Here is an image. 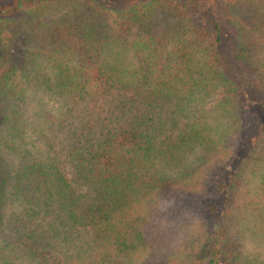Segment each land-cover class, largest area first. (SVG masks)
<instances>
[{
    "label": "trees",
    "instance_id": "trees-1",
    "mask_svg": "<svg viewBox=\"0 0 264 264\" xmlns=\"http://www.w3.org/2000/svg\"><path fill=\"white\" fill-rule=\"evenodd\" d=\"M2 2L0 264H264V0Z\"/></svg>",
    "mask_w": 264,
    "mask_h": 264
},
{
    "label": "rangeland",
    "instance_id": "rangeland-1",
    "mask_svg": "<svg viewBox=\"0 0 264 264\" xmlns=\"http://www.w3.org/2000/svg\"><path fill=\"white\" fill-rule=\"evenodd\" d=\"M100 1L109 6L120 7V6H124L125 3L132 2L133 0H100ZM0 11H3L5 14L11 13L12 12L11 2L0 3ZM213 14L216 17H221L222 15L217 9L213 12ZM18 41L20 45H22L21 43L22 40L19 39ZM248 77L252 84L255 81L253 87L250 86L248 83H246V79L245 81H243L244 79L242 81L237 79L240 86L239 103H240V110L243 119V124H244V142L241 150L237 155V158L243 157L246 150L252 145L253 141L257 138L260 132V128H261L260 122L264 123L263 113H260V116L263 118V120L261 118L259 119L257 114V104L260 100L261 101L263 100L264 102V95L261 92H259L254 77L251 78L249 75ZM231 157L232 155H229L226 158L225 162L229 161Z\"/></svg>",
    "mask_w": 264,
    "mask_h": 264
}]
</instances>
